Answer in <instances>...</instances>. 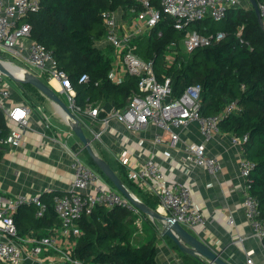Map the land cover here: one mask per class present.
I'll list each match as a JSON object with an SVG mask.
<instances>
[{
  "label": "built area",
  "instance_id": "obj_1",
  "mask_svg": "<svg viewBox=\"0 0 264 264\" xmlns=\"http://www.w3.org/2000/svg\"><path fill=\"white\" fill-rule=\"evenodd\" d=\"M143 10L132 9L135 18L131 20V29L122 31L119 11L104 12L103 25L106 30L104 39L98 44L111 46L115 50V57L126 72L138 79V93H135L124 109L113 107L107 114L101 103L87 104L84 107L77 104V93L69 76L60 71L52 52L44 45L32 40V27L27 22L29 17L41 8L42 0H13L6 3L0 1V54L8 58L23 62L30 69L39 71L48 79L59 85L60 93L66 97V105L78 118L83 127L92 131L95 140H102L106 130L113 121L122 124L130 133L142 132L153 124L166 130L171 136V145L180 140V135L173 132L174 128L187 127L196 122L205 141L191 143L184 147V163L186 173L192 168L205 171L209 175H217L222 171V163L217 157L208 155L206 142L222 133L221 122L224 118L237 110V102H232L222 113L204 117L201 114V86L193 85L178 99L172 98L171 80L159 82L156 77L153 61L143 60L135 53L133 40L151 32L162 18V14L175 19V28L184 30L189 24L211 19L222 21L231 9L243 8L242 0H161V9H156L151 0H137ZM250 3L249 0H244ZM264 29V0H257ZM225 32L203 35L198 32L189 33L183 40L187 53L199 48L210 47L221 42L226 37ZM242 32L238 33L241 37ZM161 36V34H160ZM241 42H243L241 40ZM175 45V44H174ZM173 45V46H174ZM173 55L168 54L167 60L173 62ZM111 80L118 82L111 72ZM89 77L81 76L79 83H87ZM12 99V92L5 82V75L0 72V114L7 119L9 134L0 140L1 145L11 150L21 147L26 134L32 129L31 118L37 112L28 103L7 106ZM44 117V131L50 130L52 125L42 108L37 107ZM90 118L97 124L99 130L88 126L86 119ZM233 143L243 149L248 135L238 137L233 135ZM160 143V141H157ZM73 180L68 192L56 196L54 208L59 225L52 228L48 235L42 237L30 236L27 239L19 237V231L14 215L22 207L35 206V217L44 218L47 206L41 196L6 197L0 193V234L5 236L0 240V264H25L26 248L24 245L33 244L28 250L29 256L38 260L44 252H54L62 264H83L75 259L76 239L82 234L80 221L84 216L91 215L93 210L101 205L107 208L121 207L138 216L136 225L140 224L142 212L136 208L119 191L112 188L104 177L90 167L80 153L69 150ZM122 165L128 167L129 159L124 152L120 156ZM255 165L245 160L241 165L240 174L244 180V204L246 220L252 230L253 238L264 244V218L262 217L258 200L250 194V175ZM129 178L142 191L156 196L161 205L169 212V217L187 227L196 229L205 227L208 221L201 209L194 203L192 189L180 183H170L166 173L152 158H148L138 168H130ZM234 224V219L230 218ZM243 242V240H240ZM26 251V252H25ZM245 264H256L253 251H248ZM42 261L39 259L37 264Z\"/></svg>",
  "mask_w": 264,
  "mask_h": 264
},
{
  "label": "trees",
  "instance_id": "obj_2",
  "mask_svg": "<svg viewBox=\"0 0 264 264\" xmlns=\"http://www.w3.org/2000/svg\"><path fill=\"white\" fill-rule=\"evenodd\" d=\"M151 4L161 9V0H151ZM131 9L141 11L143 7L137 0H42L40 10L27 20L32 27V40L51 51L58 69L71 79L78 105L104 103L124 109L129 99L138 93L136 77L123 82L111 80L115 50L98 45L106 35L102 14ZM210 21H197L180 31L175 28V19L163 13L150 33L133 41L135 53L143 60L154 62L159 82L171 80L173 99L180 98L189 87L200 85V111L204 117L218 115L232 102H237V110L224 118L221 129L238 137L248 135L243 149L246 160L255 165L250 175V194L258 200L264 218V29L252 8L231 9L222 20V28H216ZM219 31L225 32L226 37L210 47L187 53L181 45L189 33L208 36ZM168 53L173 55L172 63L167 60ZM83 75H87L89 81L80 84ZM21 88L25 101L34 108L47 100L30 84H22ZM8 134L9 127L0 114V139ZM84 153L86 163L114 187L86 149ZM100 157L110 164L131 193L156 210L158 198L142 193L122 164L111 161L105 153ZM59 195L41 196L47 206L44 218L35 217V206L19 209L14 219L21 239L29 234V237L45 236L46 229L59 225L54 208V199ZM137 218L121 207L97 206L91 215L80 221L82 234L76 239L75 259L83 264H158L156 230L151 228L152 237L145 243L134 244ZM181 255L188 264H203L186 254Z\"/></svg>",
  "mask_w": 264,
  "mask_h": 264
},
{
  "label": "crops",
  "instance_id": "obj_3",
  "mask_svg": "<svg viewBox=\"0 0 264 264\" xmlns=\"http://www.w3.org/2000/svg\"><path fill=\"white\" fill-rule=\"evenodd\" d=\"M3 1L9 3L13 0ZM242 7L243 9L252 8L251 3L244 0H242ZM119 15L122 31L131 29V20L135 18L132 9L121 10ZM101 47L105 48L107 45L101 44ZM5 60L14 65L11 60H7V58ZM23 64L24 66L17 67L29 70V66ZM113 65V77L116 81L123 82L131 77L125 68L117 62L115 54L113 55ZM30 71L39 79L46 80L47 85L56 93L64 95L56 91L59 89L56 82L53 81L49 84L48 79L39 71H37L38 73L31 69ZM11 92L12 99L7 103V106L12 105V102L27 103L18 91L15 92L11 89ZM101 104L105 108L102 115L107 114L113 108V106ZM39 107L42 108L43 114L48 117L52 125L51 129L46 131L47 137L42 135L45 121L42 113L38 111L31 118L32 129L26 134L21 147L11 150L8 146L0 144V193L6 197L43 196L52 193L62 195L68 192L74 174L69 150L80 153L81 157L83 155L82 152L85 148L72 131L66 115L48 99ZM33 109L35 108L33 107ZM54 119L59 120V123H56ZM5 120L7 123L6 118ZM86 123L94 130H99L98 125L94 124L90 118L86 119ZM83 128L86 135L93 140V149L99 156L105 153L111 161L121 164L120 156L126 152L129 166H123L127 172L130 168H138L145 160L152 158L166 173L170 183L189 186L192 189L194 203L201 209L208 221L205 227L193 230L185 227L189 233L221 253L222 257L231 264H245L248 251L254 252L253 259L256 264H264V244L253 238L243 208L245 183L240 170L242 163L246 160L245 152L241 147L234 145L232 133L222 131L220 135L206 142L208 155L217 157L222 163V171L219 174L209 175L197 168H192L189 173H186L184 147L187 144L205 141L196 122L185 128L173 129L174 133L180 135V140L175 145H171V136L166 130L153 124L145 131L130 133L122 124L113 121L104 133L102 140H95L92 131L87 127ZM158 140L160 143L157 142ZM142 193L152 196L146 192ZM154 211L163 217H169V212L161 205L160 201ZM230 218L234 219V224L230 223ZM139 220V225H136L137 219L135 221V235L138 236L140 244L148 240L146 235L147 232H151V228L157 232L158 264H188L181 255L185 253L180 251L170 238L162 235L163 223L161 221L154 220L149 216L146 218L144 215H141ZM56 226L46 229L45 235H48L49 231ZM29 235H26L25 238L27 239ZM150 235L152 236V234ZM4 239L5 236L0 234V240ZM241 239L243 242L240 241ZM24 247L27 249L25 264H37L39 259L42 261L40 264H62L54 252L46 251L41 258L35 260L28 253L33 244L29 243Z\"/></svg>",
  "mask_w": 264,
  "mask_h": 264
},
{
  "label": "water",
  "instance_id": "obj_4",
  "mask_svg": "<svg viewBox=\"0 0 264 264\" xmlns=\"http://www.w3.org/2000/svg\"><path fill=\"white\" fill-rule=\"evenodd\" d=\"M254 9L258 22L263 28V21L260 15V10L258 7L257 0H249ZM4 57L0 54V72L5 76L14 80L15 82L22 84H30L40 91L48 100L52 101L67 117L69 125L80 140L89 156L94 160L96 166L99 170L105 175V177L113 184V186L125 196L136 208H138L142 213L148 215L154 220H159L163 223V233L164 237L170 238L176 246L188 256H191L195 259H198L203 264H231L225 260L221 253L217 252L215 249L211 248L206 242L197 238L187 231V229L170 217H163L157 211H154L147 207L143 202H141L134 194H132L128 188L124 185L120 177L116 174L110 164L100 157L93 149V140L89 138L83 126L80 124L78 118L71 112L70 108L65 104V102L59 97V94L56 93L52 88H50L46 83H44L37 76L28 72L25 69L14 66L13 67L22 69L25 71V78L15 77L9 70Z\"/></svg>",
  "mask_w": 264,
  "mask_h": 264
},
{
  "label": "rangeland",
  "instance_id": "obj_5",
  "mask_svg": "<svg viewBox=\"0 0 264 264\" xmlns=\"http://www.w3.org/2000/svg\"><path fill=\"white\" fill-rule=\"evenodd\" d=\"M211 22V24L213 25V26H215L216 28H222L223 27V25H224V22H222V21H214V20H211L210 21ZM182 47H183V45H182ZM7 57V56H6ZM5 57V58H6ZM7 60H11V62L14 64V65H16V66H24V64L23 63H20L19 61H15V60H12V59H9L8 57H7ZM32 71H36L37 72V70H34V69H31ZM27 71H29V72H31L30 70H27ZM38 73V72H37ZM5 82L7 83V84H9V86H10V88L13 90V91H18L19 92V94H22V96H23V92H22V88H21V85L19 84V83H17V82H15L14 80H12V79H10L9 77H5ZM59 97L65 102V104H66V97L64 96V95H59ZM35 111L36 112H38L37 111V109L35 108ZM54 121L56 122V123H59V120L57 121L56 119H54ZM84 149V148H83ZM83 153V155H82V158L85 160V158H86V156H85V153H84V151L82 152ZM150 233V232H149ZM148 232H147V235H146V237H147V239H149V238H151L152 236L149 234ZM135 241H134V244H140V241L138 240V236H135ZM145 243V242H144Z\"/></svg>",
  "mask_w": 264,
  "mask_h": 264
},
{
  "label": "bare ground",
  "instance_id": "obj_6",
  "mask_svg": "<svg viewBox=\"0 0 264 264\" xmlns=\"http://www.w3.org/2000/svg\"><path fill=\"white\" fill-rule=\"evenodd\" d=\"M6 66H8L9 70L11 71V73L17 77V78H25V71L16 67H13L10 64H7Z\"/></svg>",
  "mask_w": 264,
  "mask_h": 264
}]
</instances>
